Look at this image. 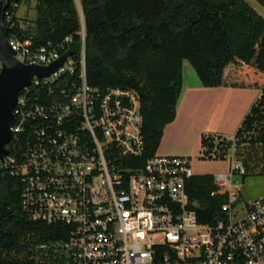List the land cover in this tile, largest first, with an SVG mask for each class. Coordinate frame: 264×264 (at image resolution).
Wrapping results in <instances>:
<instances>
[{"label":"built area","instance_id":"obj_1","mask_svg":"<svg viewBox=\"0 0 264 264\" xmlns=\"http://www.w3.org/2000/svg\"><path fill=\"white\" fill-rule=\"evenodd\" d=\"M0 1H7L3 21L19 63L46 67L70 52L53 74L33 77L19 91L0 161V171L21 185L26 216L61 228L62 264H264V195L244 199L246 170L234 159V144L225 149L220 140L208 150L229 167L212 176L211 196L225 197L220 214L201 221L186 192L190 158L145 157L138 95L87 83L82 14L76 72L71 36L38 45L32 36L9 34L14 18L18 30L28 28L16 15L24 0Z\"/></svg>","mask_w":264,"mask_h":264},{"label":"trees","instance_id":"obj_2","mask_svg":"<svg viewBox=\"0 0 264 264\" xmlns=\"http://www.w3.org/2000/svg\"><path fill=\"white\" fill-rule=\"evenodd\" d=\"M35 1L32 24L20 31L14 18L16 27L9 34L32 36L38 45L71 36L78 72L80 14L74 0ZM254 1L264 8V0ZM80 6L87 83L138 95L145 157L156 153L163 128L174 119L184 61L203 87L264 90V19L245 0H80ZM262 124L264 95L234 140H262L264 145ZM257 130L262 139L251 133ZM247 132L249 141L243 138ZM207 142L202 138V146ZM224 144L227 149L231 142ZM215 190L210 175L193 176L186 183L201 221L220 214L225 197L211 196ZM20 192L19 181L0 171V264L65 263L58 246L65 240L61 228L30 220L20 207Z\"/></svg>","mask_w":264,"mask_h":264},{"label":"crops","instance_id":"obj_3","mask_svg":"<svg viewBox=\"0 0 264 264\" xmlns=\"http://www.w3.org/2000/svg\"><path fill=\"white\" fill-rule=\"evenodd\" d=\"M262 95H264V90L203 87L194 70L192 72L184 61L182 64V88L176 102L175 116L173 121L163 128L158 146L161 148L162 154H158V148L156 154L189 158L184 146L164 145L163 140L167 139L182 138L185 141L193 136L199 145H202V138L205 137L210 140L203 148H207L209 151L214 148L213 135L218 136L217 141L227 142L221 136L236 134L245 117ZM220 159L227 162V171L228 159Z\"/></svg>","mask_w":264,"mask_h":264},{"label":"rangeland","instance_id":"obj_4","mask_svg":"<svg viewBox=\"0 0 264 264\" xmlns=\"http://www.w3.org/2000/svg\"><path fill=\"white\" fill-rule=\"evenodd\" d=\"M245 1L249 3V5L264 19L263 7H261L254 0ZM35 3V0H24L16 12L17 18L23 24H27V26H30L35 19ZM74 4L78 13L80 14V0H74ZM186 65L193 72V69L189 65V63L186 62ZM261 126L263 127L264 124H262ZM262 127L260 130H262L264 133V127ZM260 130L253 132L251 131V133L256 136L255 139H262V133ZM250 136L251 134L247 132L243 135V138L249 141ZM234 137L235 134L227 135L226 137L221 136V138L225 139V141L227 142H231L230 140H232ZM217 138L218 136L216 135L212 136L214 148L218 146ZM239 142V139L236 141L234 140L231 145H235L234 159L239 162L246 170V176L241 183V193L245 200H253L264 195V145L262 140L252 143ZM163 144L167 146L176 145L179 147H185V152L188 153L191 160L192 172L194 176H214L219 173H225L227 169V162L220 159L222 157L220 153H216V155H219L218 157H207V148L205 149L201 144L199 145L198 141L193 136L185 139V141H183L182 138L163 140ZM157 152L158 154H162L160 147H158ZM224 156H226V154Z\"/></svg>","mask_w":264,"mask_h":264},{"label":"water","instance_id":"obj_5","mask_svg":"<svg viewBox=\"0 0 264 264\" xmlns=\"http://www.w3.org/2000/svg\"><path fill=\"white\" fill-rule=\"evenodd\" d=\"M6 6L7 1L5 3L0 1V161L8 153L6 145L10 141V128L15 121L12 109L16 104L19 91L28 86L33 77H49L70 55L68 52L46 67L26 66L19 63L7 40L8 28L3 21Z\"/></svg>","mask_w":264,"mask_h":264}]
</instances>
